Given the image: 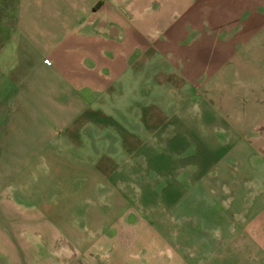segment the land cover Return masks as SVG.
I'll list each match as a JSON object with an SVG mask.
<instances>
[{
  "label": "crops",
  "instance_id": "0c3cea01",
  "mask_svg": "<svg viewBox=\"0 0 264 264\" xmlns=\"http://www.w3.org/2000/svg\"><path fill=\"white\" fill-rule=\"evenodd\" d=\"M3 56L15 95L0 131V264H125L62 220L77 197L62 202L61 184L75 193L77 181L55 151L93 125L101 98L130 87L140 103L144 86L196 93L225 151L219 199L253 202L240 224L231 213V227L164 247L171 256L150 244L132 264H264V0H0Z\"/></svg>",
  "mask_w": 264,
  "mask_h": 264
},
{
  "label": "rangeland",
  "instance_id": "374dc122",
  "mask_svg": "<svg viewBox=\"0 0 264 264\" xmlns=\"http://www.w3.org/2000/svg\"><path fill=\"white\" fill-rule=\"evenodd\" d=\"M3 59L0 131L15 95L5 75L12 63ZM183 91L173 88L166 95L158 89L152 95L144 86L141 102L134 103L132 88L114 90L101 98L93 125L79 122L82 133H71L55 151L61 175L77 181L75 193V184H61L62 202H69V192L77 197L76 215L62 220L75 224L77 238L94 255L132 264V256H147L144 248L151 244L153 255L171 256L164 247L206 239L208 227H231L234 214L239 224L245 219L253 201L219 199L213 171L225 151L214 146L212 120L200 114L196 93Z\"/></svg>",
  "mask_w": 264,
  "mask_h": 264
}]
</instances>
